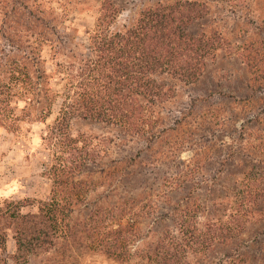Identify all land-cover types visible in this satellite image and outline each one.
Segmentation results:
<instances>
[{
	"label": "trees",
	"instance_id": "1",
	"mask_svg": "<svg viewBox=\"0 0 264 264\" xmlns=\"http://www.w3.org/2000/svg\"><path fill=\"white\" fill-rule=\"evenodd\" d=\"M8 1L0 0L1 10ZM208 10L196 0H156L115 28L124 11L120 0H100L87 46L67 36L74 47L54 74L42 51L47 45L59 53L55 16L45 21L30 11L11 19V31L0 26V127L14 132L32 115L45 120L60 101L41 137L48 197L28 213L21 211L33 204L28 201L0 204V264H79L92 252L121 264H264V188L242 176L226 189L225 156L215 160L214 176H196L189 158L175 174L158 178V195L142 186L148 170L161 169L190 142L191 135L173 139L182 120L167 125L163 113L178 87L201 81L221 48V33L216 38L193 29ZM54 76L63 82L56 92ZM78 122L100 124L113 135L74 134ZM109 141L127 148L111 158ZM131 144L138 145L135 152L127 150ZM232 192L242 194L239 202ZM8 234L15 247L10 262L4 256Z\"/></svg>",
	"mask_w": 264,
	"mask_h": 264
},
{
	"label": "rangeland",
	"instance_id": "2",
	"mask_svg": "<svg viewBox=\"0 0 264 264\" xmlns=\"http://www.w3.org/2000/svg\"><path fill=\"white\" fill-rule=\"evenodd\" d=\"M155 1L120 0L124 11L114 27L121 28L128 24L145 4ZM196 1L206 5L209 10L204 19L194 24L193 29L210 32L216 38V34L221 33V48L207 62L201 81L189 87H178L172 100L165 104L163 115L167 118V125L173 126L175 121L182 120V126L172 135L173 139L180 141L191 135L190 142L179 146L181 152L170 155L161 169L148 170V181L142 186H146L149 194L158 195V178L168 173L175 174L178 171L175 166L186 164L189 158L194 163L193 173L196 176H214L220 168L215 160L225 156L226 189H233L234 180L242 176L245 182L248 177L256 178L254 183L264 188V0ZM8 5L10 7L0 9V26L7 31L8 26L10 31L14 26L11 19L17 18L20 13L32 11L45 21L52 16L57 18L55 25L61 36L59 53L54 55L47 45L43 46L42 51L45 68L49 74H54L56 63L64 62L68 50L74 47L70 41L75 45L87 46L88 35L98 17L100 0H9ZM12 7L16 10L12 11ZM248 61L255 62L256 66H247ZM54 77L51 85L56 92L63 82L61 76ZM246 97L251 99L246 100ZM193 100H196V107H192L190 116L182 117ZM59 105L60 101L57 100L45 120L39 121L32 115L20 122L14 132L0 127V204L28 201L33 204L21 209L23 213H28L36 210L38 200L48 197L51 183L42 176L48 153L41 137L56 119ZM223 119L222 127L219 124ZM72 128L74 134L85 136L111 138L113 135L100 124L78 122ZM130 146L127 150L131 149L132 152L138 148L137 144ZM164 146L167 148V144ZM125 148L115 141L105 144L111 158ZM137 171H142V168L138 167ZM253 181L248 183L252 185ZM199 187L196 194L203 199L206 190L204 185ZM235 195L233 202H239V195L242 194L231 193V197ZM14 250L12 235L8 234L4 256L9 262ZM135 263L132 261L130 264ZM31 264L47 263L38 259ZM79 264L121 263L92 252L83 255Z\"/></svg>",
	"mask_w": 264,
	"mask_h": 264
}]
</instances>
